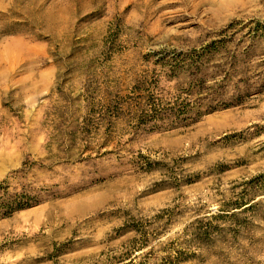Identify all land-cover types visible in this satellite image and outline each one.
I'll return each mask as SVG.
<instances>
[{"label": "rangeland", "instance_id": "1", "mask_svg": "<svg viewBox=\"0 0 264 264\" xmlns=\"http://www.w3.org/2000/svg\"><path fill=\"white\" fill-rule=\"evenodd\" d=\"M1 184L0 264H264V0H0Z\"/></svg>", "mask_w": 264, "mask_h": 264}, {"label": "trees", "instance_id": "2", "mask_svg": "<svg viewBox=\"0 0 264 264\" xmlns=\"http://www.w3.org/2000/svg\"><path fill=\"white\" fill-rule=\"evenodd\" d=\"M180 116L183 115L181 112ZM37 200L22 193H8V187L0 185V219L12 215L16 211L30 208Z\"/></svg>", "mask_w": 264, "mask_h": 264}]
</instances>
